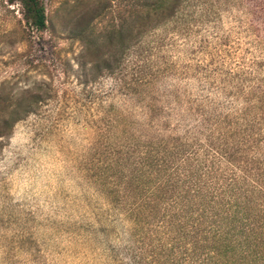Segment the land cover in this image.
Here are the masks:
<instances>
[{
  "label": "rangeland",
  "instance_id": "374dc122",
  "mask_svg": "<svg viewBox=\"0 0 264 264\" xmlns=\"http://www.w3.org/2000/svg\"><path fill=\"white\" fill-rule=\"evenodd\" d=\"M2 1L0 264H188L184 219L142 181V158L249 130L241 115L264 95V0H191L204 14L193 36L163 26L125 55L112 33L120 1L43 0L42 34ZM96 3L114 12L94 21ZM89 28L104 43L86 60L109 59L113 75L80 65ZM22 106L32 112L8 128Z\"/></svg>",
  "mask_w": 264,
  "mask_h": 264
},
{
  "label": "trees",
  "instance_id": "16d2710c",
  "mask_svg": "<svg viewBox=\"0 0 264 264\" xmlns=\"http://www.w3.org/2000/svg\"><path fill=\"white\" fill-rule=\"evenodd\" d=\"M114 1H120L121 24L112 33L121 40L124 55L136 41L163 26L175 25V35L186 39L204 23V14L192 10L191 0ZM16 2L22 5L29 29L37 34L47 30L43 0H8L10 5ZM94 6L98 11L94 21L102 10L111 8L114 12L113 6ZM77 7L82 11L85 4L80 2ZM77 39L83 43L82 68L90 65V70L115 73L117 65L109 59L98 56L94 62L86 60L89 52L98 53V47L104 43L96 31H81ZM254 98L241 115L252 114L253 118L246 122L249 130L237 142L192 153L185 148H162L159 144L142 158V181L153 184L154 191L173 200L177 218L184 219L188 264H264V95ZM20 112L28 115L32 110L27 106L15 107L8 128L18 121ZM145 169H150L151 174ZM148 173L153 176L150 181Z\"/></svg>",
  "mask_w": 264,
  "mask_h": 264
}]
</instances>
